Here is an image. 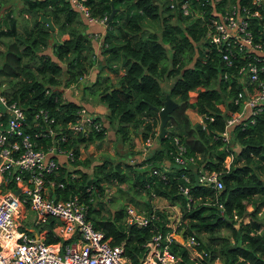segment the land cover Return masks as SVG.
<instances>
[{
	"label": "trees",
	"instance_id": "trees-1",
	"mask_svg": "<svg viewBox=\"0 0 264 264\" xmlns=\"http://www.w3.org/2000/svg\"><path fill=\"white\" fill-rule=\"evenodd\" d=\"M7 1L11 0H0V10ZM20 1L22 27L16 26L11 6L2 17L6 26L0 25V38L6 37L0 48V91L20 103L28 119L38 107H45L65 121L83 103L62 97L61 87L78 82L94 67L95 77L83 85V95L88 92L106 104L114 143L119 140L127 144L126 152L143 157L136 163L104 153L90 171L82 168L90 158L79 156L80 147L109 135L101 120L99 130L79 131L61 142L72 146L75 156L61 157L56 177L63 185L53 186L52 194L64 198L78 193L92 224L111 244H122L127 264H141L146 241L156 231L168 232L170 220L178 230L183 228L182 236H195L201 252L191 256L187 247L172 239L169 248L180 256V264H215L218 257L220 264H264V208L260 209L264 204V102L251 119L243 116L230 125L229 141H235L237 148L221 138L226 118L240 106L234 97L242 85L234 74L223 75L224 63L205 38L201 20L210 13L211 0H188V14L178 8L182 0H86L93 16L107 17L111 7L115 9L98 50L87 31L92 22L69 0ZM230 1L235 0L215 2L221 7ZM40 12L51 16L55 30L39 19ZM251 25L255 38L264 41V8L260 17L251 18ZM166 93L177 104L159 136L153 106L161 107ZM188 107L203 121L192 122ZM148 136L155 141L144 152ZM178 142L184 146L182 163L173 157ZM201 169L217 170L222 187L200 182ZM108 183L117 184L120 191L125 189L119 183H125L129 193L125 203L103 215L107 203L103 186ZM154 195L177 207V219H171L173 212L169 214L167 206H154ZM109 196L107 200H112ZM128 203L154 216L144 224L127 221ZM52 223L53 217H47L46 241L59 238L52 232Z\"/></svg>",
	"mask_w": 264,
	"mask_h": 264
},
{
	"label": "built area",
	"instance_id": "built-area-1",
	"mask_svg": "<svg viewBox=\"0 0 264 264\" xmlns=\"http://www.w3.org/2000/svg\"><path fill=\"white\" fill-rule=\"evenodd\" d=\"M215 1L211 0L210 13L202 15L205 38L224 63L223 75L234 74L242 85L234 97L240 105L238 111L226 118L220 133L223 140L229 141L230 125L243 116L251 119L264 102V41L255 38L251 25V18L260 17L264 0L251 3L235 0L221 7ZM69 3L86 21L106 24V16L90 13L86 0ZM178 3L183 13L191 12L188 0ZM89 34L96 37L93 32ZM101 126L102 122L84 104L65 121L45 107H38L32 119H28L21 104L0 91V264H127L122 244H111L103 231L92 224L86 216V203L78 193L62 198L51 192L53 186L63 185L56 177L61 157L75 156L72 146L61 142L72 132L87 134ZM43 138L49 140L45 145L38 141ZM183 150L184 146L178 142L173 157L179 163L185 160ZM198 180L222 187L214 169L199 170ZM153 216L152 211L146 214L133 204L126 205L127 221L144 224ZM47 217H53L52 232L59 236L55 241L45 240L49 224L43 221ZM167 224L171 225L168 232L156 231L146 241L141 264H180V256L169 248L172 239L187 247L189 253L194 250L195 255H200L193 234L182 236L176 222Z\"/></svg>",
	"mask_w": 264,
	"mask_h": 264
},
{
	"label": "rangeland",
	"instance_id": "rangeland-1",
	"mask_svg": "<svg viewBox=\"0 0 264 264\" xmlns=\"http://www.w3.org/2000/svg\"><path fill=\"white\" fill-rule=\"evenodd\" d=\"M21 1L20 0H11V1H7L6 3H4L2 5V8L0 10V25L1 27H5L6 23L3 21V15L5 13V10L7 8H9L10 6L13 8V12L12 14L16 16V26L20 29L22 27V22H23V14H21L19 12V7L21 6ZM148 27V26H147ZM151 27V26H150ZM103 35V33H102ZM5 37V36H4ZM6 38V37H5ZM5 38H0V48H3L4 47V40ZM87 75V74H86ZM90 95L88 92H86V95L85 96H88ZM91 97H89L90 99V103L94 102V103H98V102H102L104 104V102L100 99H98L97 97H93L92 98V95H90ZM95 98V100H93ZM84 104V103H83ZM85 105V104H84ZM106 106V104H104ZM86 106V105H85ZM107 108V106H106ZM107 111V109H106ZM98 113V112H97ZM105 113L104 114H100L98 113L97 115L99 116L98 118H96V114H95V119L98 120V121H101V120H106L105 118ZM103 120V122H104ZM158 131L156 130V132H159V128L157 126ZM73 134L75 132H72ZM154 139L152 136H148L146 138L147 141H149L151 143V140ZM230 145L233 147V148H237L238 147V144L233 141V140H230L229 141ZM148 146L150 147V144H146V146L144 145L143 147V151L144 152H147L148 151ZM136 147V146H135ZM128 147H127V144H123L121 143L119 140L116 141V143H114V139H111L109 137H103L101 139H95L93 141H91L90 143H88L86 146H81L80 148V156L81 157H89L90 158V163L89 165H81L82 168H84L85 170H88L90 171L91 169V165L94 161L96 160H101L103 158V154L104 153H109L111 155H113L115 158H121V159H128L129 161H132V162H136L138 163L139 161H141L143 159V157L140 158V156H137L136 153H133V154H129L128 152ZM230 157V156H229ZM229 157L226 159V161H229ZM120 187H122L123 189L125 190H118L117 188V184L115 183H108L107 185L104 184V193H103V198L105 199V202L107 201V203H105V208H103L102 210V214L106 215L109 211V208H115L117 207L121 202H126L127 201V195L129 193V189H128V186L127 184L125 183H119ZM6 188L5 187H2V190H5ZM140 193L144 194L145 193L143 191H141ZM138 193V194H140ZM137 193L136 195L139 196ZM110 195V199L112 200H107V196ZM155 197H153V203H154V206H167L168 203H167V200L163 197H159V196H156L154 195ZM141 197V196H139ZM136 207V206H135ZM170 210V213L173 212L171 214L172 218L173 219V216H175V218L177 219L178 217V209L176 206H167ZM252 207V205L248 204V208L250 209ZM264 208V204H262L260 206V209L262 210ZM175 212H178V213H175ZM170 221H174V220H170ZM175 223V221H174ZM222 233H228L229 234V230L228 229H221ZM177 233V231L175 232ZM174 234V233H173ZM231 236V235H230ZM191 256H196L195 255V251L192 250L190 252ZM214 263L215 264H220L221 261H220V258H215L214 259Z\"/></svg>",
	"mask_w": 264,
	"mask_h": 264
},
{
	"label": "crops",
	"instance_id": "crops-1",
	"mask_svg": "<svg viewBox=\"0 0 264 264\" xmlns=\"http://www.w3.org/2000/svg\"><path fill=\"white\" fill-rule=\"evenodd\" d=\"M150 24V23H149ZM150 26V25H148ZM147 27V25H146ZM105 30V24L103 23H98V22H92L90 24H88L87 26V31L88 33H95L96 34V37L94 38V35L90 34L93 41H94V48L95 50H98V45H99V42H100V39L102 38V33L104 32ZM107 70V68H106ZM121 71V70H120ZM95 69L94 67L91 68L88 72H87V75L85 77H83L81 80H79L78 82L76 83H72V84H69L67 86H63L61 87V93H62V96L64 98H67V99H73L74 101L76 102H79V103H84L90 110H92L95 114H104V112H106V106L102 103V102H98V103H90V99L89 97H91L90 95L88 96H85L83 95V85L84 84H87V83H90L94 77H95ZM108 74L110 76H113L114 75V72L108 70ZM94 96H92L93 98ZM95 100V98L93 99ZM188 115H189V118L192 122L194 121H201V118L202 116L200 115V113H198L193 107H188L186 109ZM98 112V113H97ZM104 120V119H103ZM104 124L105 126H107V131L109 134L108 137L111 138V139H114V134H113V130H112V126L109 124V121L106 119L104 120ZM154 139L151 140V143L153 144L154 143ZM136 147H138V144L136 143ZM229 156H227L228 158ZM226 158V159H227ZM230 159V157H229ZM226 163H228V161H226ZM46 220L43 221V224H45Z\"/></svg>",
	"mask_w": 264,
	"mask_h": 264
},
{
	"label": "water",
	"instance_id": "water-1",
	"mask_svg": "<svg viewBox=\"0 0 264 264\" xmlns=\"http://www.w3.org/2000/svg\"><path fill=\"white\" fill-rule=\"evenodd\" d=\"M114 10H115L114 6H112L108 16L106 17L105 22H107L112 17ZM39 19L45 22L47 26L49 27V29L51 30L56 29L50 15L43 14L42 12H40ZM148 28L152 29L150 26H148ZM117 87H120V86L118 85ZM176 104H177V101L174 100L168 93H166L162 106L161 107L153 106V108L156 109L158 117H159V124H158L159 136H162L165 133L166 131L165 122L170 115V111L173 109V107ZM14 191L17 192L18 188H15ZM182 231H183V228L181 229L180 234H182Z\"/></svg>",
	"mask_w": 264,
	"mask_h": 264
}]
</instances>
